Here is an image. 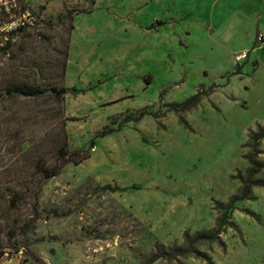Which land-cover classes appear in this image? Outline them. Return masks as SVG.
Masks as SVG:
<instances>
[{"label": "rangeland", "instance_id": "rangeland-1", "mask_svg": "<svg viewBox=\"0 0 264 264\" xmlns=\"http://www.w3.org/2000/svg\"><path fill=\"white\" fill-rule=\"evenodd\" d=\"M94 1L23 0L37 22L0 56V264H147L183 247L187 232H212L216 203L241 188L249 133L264 125L259 63L234 54L242 36L264 44L250 12L263 0H99L116 20L133 14L152 32L137 26L117 37L134 45L129 61H102L74 85L86 77L67 76L72 26ZM148 47L156 58L145 57ZM24 85L83 92L63 106L7 95ZM213 88L191 112L171 111ZM64 134L71 151L91 157L43 184L38 164H54ZM258 161L264 179V141ZM226 214L218 239L155 264H264V188Z\"/></svg>", "mask_w": 264, "mask_h": 264}, {"label": "trees", "instance_id": "trees-1", "mask_svg": "<svg viewBox=\"0 0 264 264\" xmlns=\"http://www.w3.org/2000/svg\"><path fill=\"white\" fill-rule=\"evenodd\" d=\"M96 4L97 1L95 0L93 2V6H95ZM93 11L94 9L86 13H78V16L83 14H90ZM66 17L72 19V12H68V15ZM74 28L75 26L73 25L72 32ZM22 31L23 30H20L17 33ZM68 57H69V45H68L67 58ZM257 64L258 62H255V65ZM213 91H216V88H213V90L209 92V94H203L201 92H198L195 96L188 99L182 104L171 105L170 109H172L171 111L180 115L191 112L201 104V101L204 96L211 95ZM81 92L83 91H79L76 89L69 90L66 88H57V87L48 89V88L34 87L28 85L11 86L6 89V93L9 96H13V97L16 96V97L32 99V100L52 96L59 104H61V106L64 105L63 104L64 99L67 94L69 93L74 94ZM145 116H146L145 113H141L140 117L137 118V120H132V121L139 122ZM181 123L190 129V126L187 123H185L182 117H181ZM248 138L249 141L246 147L249 148L251 151L246 158L248 162V169L246 171L244 178L242 179L241 188L239 189L238 193L234 197H232L230 202L226 205L222 203H216L215 209L220 215L217 220L216 228L212 232H208V233L198 232L192 235L190 232H187L185 234V245L183 247L173 248L169 251L166 250L160 251L157 254L152 255V257L149 259L147 264H155L161 259H174L178 257L188 256L195 252L194 250L196 246L203 244L205 242L215 241L223 234L225 229H227L230 225L228 222V214H226L227 211L235 209L238 203L249 200L251 198L254 188L256 187L264 188V179L258 178L261 171L263 170V166L259 163L258 157L261 154V144L264 141V125L259 124L256 130H251ZM90 157H91V153L89 151L87 152L71 151L69 147V141L66 135L64 134V136H61V139L58 142L57 155L54 164L48 165L44 161L39 163L38 174L42 179V183L46 184L49 181L59 177L67 165L71 163L81 164L86 160L90 159ZM18 203H19V194L16 193L12 194L9 200L10 209H16Z\"/></svg>", "mask_w": 264, "mask_h": 264}, {"label": "crops", "instance_id": "crops-1", "mask_svg": "<svg viewBox=\"0 0 264 264\" xmlns=\"http://www.w3.org/2000/svg\"><path fill=\"white\" fill-rule=\"evenodd\" d=\"M251 10V17L256 18L257 21L255 34L257 32L264 35V5L256 8L253 6ZM132 15L128 16V18L131 17L128 23H122L114 18L115 12L112 9L101 7L99 0H97L92 13L77 17L69 44L67 76L74 74L75 77H78L77 75L83 74L86 78L73 82L74 85L77 83L83 85L88 77L94 76L92 70L98 68L102 61H115L117 58L129 61L134 53L132 52L134 45L126 44V42L116 45V42L117 37H121L123 33L129 30L135 31V28L139 26ZM139 28L144 27L139 26ZM144 32L150 33L152 31L145 29ZM112 40L115 44H112ZM240 42L241 50L234 54L248 52L250 60L253 59L259 63V68L255 72V80L257 84L264 86V44L256 46V35L254 36V34L250 38L242 36ZM148 48L149 51L145 52V57L148 56L151 59L154 54L156 58L157 50Z\"/></svg>", "mask_w": 264, "mask_h": 264}, {"label": "built area", "instance_id": "built-area-1", "mask_svg": "<svg viewBox=\"0 0 264 264\" xmlns=\"http://www.w3.org/2000/svg\"><path fill=\"white\" fill-rule=\"evenodd\" d=\"M36 22L23 0H0V56L9 50L11 40L18 31L27 30ZM248 57V53L243 52L236 56V61L242 64Z\"/></svg>", "mask_w": 264, "mask_h": 264}]
</instances>
